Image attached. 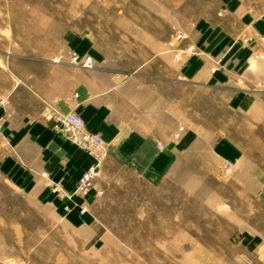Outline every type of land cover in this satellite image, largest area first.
Masks as SVG:
<instances>
[{
	"label": "rangeland",
	"instance_id": "rangeland-1",
	"mask_svg": "<svg viewBox=\"0 0 264 264\" xmlns=\"http://www.w3.org/2000/svg\"><path fill=\"white\" fill-rule=\"evenodd\" d=\"M243 3L264 11V0ZM229 5L0 0V100L16 69L72 56L89 36L108 67L143 74V98L159 118L175 101V135L194 139L156 182L106 156L90 185V226L70 222L0 173V264H264L255 244H264V45L250 63L236 58L215 86L164 79L168 45L177 53L201 27H227ZM221 140L236 152H222Z\"/></svg>",
	"mask_w": 264,
	"mask_h": 264
},
{
	"label": "crops",
	"instance_id": "crops-1",
	"mask_svg": "<svg viewBox=\"0 0 264 264\" xmlns=\"http://www.w3.org/2000/svg\"><path fill=\"white\" fill-rule=\"evenodd\" d=\"M231 6L225 10L234 15L227 27L219 22L201 27L198 40L177 53L168 45L166 81L215 86L230 75L238 64L236 58L250 63L263 51L264 11L247 9L243 0H231ZM84 39L74 51L78 60L61 55L51 65L27 63L13 73V82L0 100V173L17 189L60 207L70 222L90 226L87 209L96 186L77 190L84 173L91 169L98 173L109 156L156 182L194 139L186 132L175 135V101L159 118L152 99L143 98L145 82L138 79L143 74L113 70L95 41L89 36ZM85 54L93 57L90 68L80 64ZM53 107L77 112L88 129L101 134L107 155L99 160L54 131ZM229 144L221 140L218 147L234 154L236 146ZM255 244L264 257V244Z\"/></svg>",
	"mask_w": 264,
	"mask_h": 264
},
{
	"label": "built area",
	"instance_id": "built-area-1",
	"mask_svg": "<svg viewBox=\"0 0 264 264\" xmlns=\"http://www.w3.org/2000/svg\"><path fill=\"white\" fill-rule=\"evenodd\" d=\"M73 59L78 60L79 55L73 53ZM83 67L93 66V57L84 55L80 60ZM214 69V66L212 67ZM51 125L54 131L64 135L72 143L102 160L107 155L106 143L100 133L87 128L85 120L75 111H61L57 108L51 110ZM95 170L84 173L77 185L78 191L87 189L91 183Z\"/></svg>",
	"mask_w": 264,
	"mask_h": 264
}]
</instances>
